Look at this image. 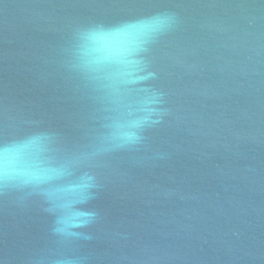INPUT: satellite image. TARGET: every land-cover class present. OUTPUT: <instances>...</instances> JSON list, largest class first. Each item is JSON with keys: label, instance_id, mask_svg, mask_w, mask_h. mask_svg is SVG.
Returning a JSON list of instances; mask_svg holds the SVG:
<instances>
[{"label": "water", "instance_id": "1", "mask_svg": "<svg viewBox=\"0 0 264 264\" xmlns=\"http://www.w3.org/2000/svg\"><path fill=\"white\" fill-rule=\"evenodd\" d=\"M0 264H264V0H0Z\"/></svg>", "mask_w": 264, "mask_h": 264}]
</instances>
